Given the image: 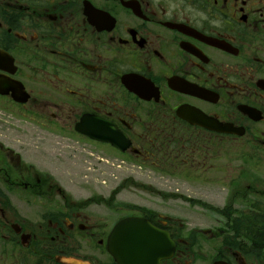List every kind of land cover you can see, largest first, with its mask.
Returning a JSON list of instances; mask_svg holds the SVG:
<instances>
[{
    "label": "flooded vegetation",
    "instance_id": "af4514ba",
    "mask_svg": "<svg viewBox=\"0 0 264 264\" xmlns=\"http://www.w3.org/2000/svg\"><path fill=\"white\" fill-rule=\"evenodd\" d=\"M71 142L149 203L66 192ZM128 217L168 233L160 264H264V0H0V264H117Z\"/></svg>",
    "mask_w": 264,
    "mask_h": 264
},
{
    "label": "rangeland",
    "instance_id": "374dc122",
    "mask_svg": "<svg viewBox=\"0 0 264 264\" xmlns=\"http://www.w3.org/2000/svg\"><path fill=\"white\" fill-rule=\"evenodd\" d=\"M69 142V141H68ZM238 143L237 145H239ZM58 146L64 149V157L61 161L54 160L56 166V174L61 177V186L66 192L72 193L76 197L85 198L94 194L103 196L112 195L113 204H124V201L130 204H142V200L148 199L150 196V184H140L143 175V170L133 167L130 164H124L115 157H102L98 160V155L102 153L99 150L91 149L90 146H85L81 143L71 142L59 143ZM233 155V153H232ZM231 155V156H232ZM226 161H229L226 160ZM164 185H151L152 188L163 187ZM193 191V195L203 196L204 190L196 189L195 187L187 186ZM217 192L221 197L228 192L227 184L218 185ZM185 193H190V190H185ZM114 194H116V199ZM221 197H217L212 202L220 204ZM146 200L145 203H149ZM110 202V201H109ZM211 203V202H210ZM211 205H213L211 203ZM174 210L176 214L186 215L189 212L188 207L180 200L170 201L167 204ZM193 210H200V207H192ZM197 213H200L198 211ZM180 219L187 221L189 224H208L211 218L203 216H179ZM213 217L212 219H215Z\"/></svg>",
    "mask_w": 264,
    "mask_h": 264
},
{
    "label": "water",
    "instance_id": "95a60500",
    "mask_svg": "<svg viewBox=\"0 0 264 264\" xmlns=\"http://www.w3.org/2000/svg\"><path fill=\"white\" fill-rule=\"evenodd\" d=\"M107 249L118 264H160L161 259L172 254L174 243L166 232L152 227L145 219L129 217L112 228Z\"/></svg>",
    "mask_w": 264,
    "mask_h": 264
}]
</instances>
